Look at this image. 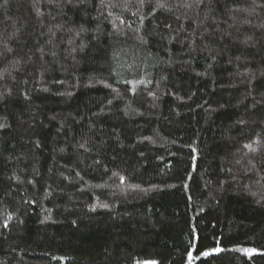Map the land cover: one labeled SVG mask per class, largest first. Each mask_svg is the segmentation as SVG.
<instances>
[{"label":"trees","instance_id":"trees-1","mask_svg":"<svg viewBox=\"0 0 264 264\" xmlns=\"http://www.w3.org/2000/svg\"><path fill=\"white\" fill-rule=\"evenodd\" d=\"M0 264H264V0H0Z\"/></svg>","mask_w":264,"mask_h":264},{"label":"snow or ice","instance_id":"snow-or-ice-1","mask_svg":"<svg viewBox=\"0 0 264 264\" xmlns=\"http://www.w3.org/2000/svg\"><path fill=\"white\" fill-rule=\"evenodd\" d=\"M245 147H248V148L251 149V145H245ZM217 251H219V249H217ZM242 251L251 252V251H254V250H252V249H243ZM203 255H208V253H203Z\"/></svg>","mask_w":264,"mask_h":264}]
</instances>
